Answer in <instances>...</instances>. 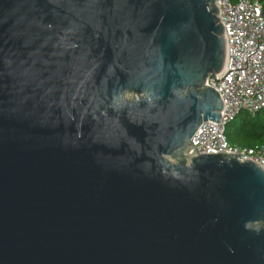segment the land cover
<instances>
[{"label":"water","instance_id":"1","mask_svg":"<svg viewBox=\"0 0 264 264\" xmlns=\"http://www.w3.org/2000/svg\"><path fill=\"white\" fill-rule=\"evenodd\" d=\"M217 13L0 0V264H264V169L188 153L222 117Z\"/></svg>","mask_w":264,"mask_h":264},{"label":"built area","instance_id":"2","mask_svg":"<svg viewBox=\"0 0 264 264\" xmlns=\"http://www.w3.org/2000/svg\"><path fill=\"white\" fill-rule=\"evenodd\" d=\"M223 27L225 61L222 70L206 83L223 100L221 120L204 121L191 138L198 153L232 152L264 169V144L248 147L230 144L225 125L239 113L254 115L264 109V9L258 0H214Z\"/></svg>","mask_w":264,"mask_h":264},{"label":"trees","instance_id":"3","mask_svg":"<svg viewBox=\"0 0 264 264\" xmlns=\"http://www.w3.org/2000/svg\"><path fill=\"white\" fill-rule=\"evenodd\" d=\"M258 1L264 9V0ZM225 137L230 144L239 147L264 144V109L254 115L239 113L225 125Z\"/></svg>","mask_w":264,"mask_h":264},{"label":"rangeland","instance_id":"4","mask_svg":"<svg viewBox=\"0 0 264 264\" xmlns=\"http://www.w3.org/2000/svg\"><path fill=\"white\" fill-rule=\"evenodd\" d=\"M127 97H130V96H127Z\"/></svg>","mask_w":264,"mask_h":264}]
</instances>
